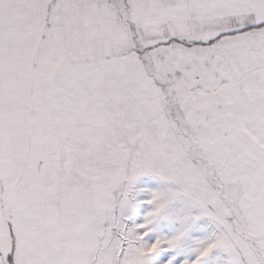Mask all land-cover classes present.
I'll list each match as a JSON object with an SVG mask.
<instances>
[{
    "label": "snow or ice",
    "instance_id": "snow-or-ice-1",
    "mask_svg": "<svg viewBox=\"0 0 264 264\" xmlns=\"http://www.w3.org/2000/svg\"><path fill=\"white\" fill-rule=\"evenodd\" d=\"M0 264H264V0H0Z\"/></svg>",
    "mask_w": 264,
    "mask_h": 264
},
{
    "label": "rangeland",
    "instance_id": "rangeland-1",
    "mask_svg": "<svg viewBox=\"0 0 264 264\" xmlns=\"http://www.w3.org/2000/svg\"><path fill=\"white\" fill-rule=\"evenodd\" d=\"M147 182V183H146ZM163 186V182L159 180V178H154L151 176H143L138 178V187H149L151 189H158ZM144 195V194H141ZM142 213L140 214L139 217H134L133 219L136 220L137 222H140L142 219ZM207 224L206 220H202L200 222V227L204 228ZM211 229H208V232H210Z\"/></svg>",
    "mask_w": 264,
    "mask_h": 264
}]
</instances>
